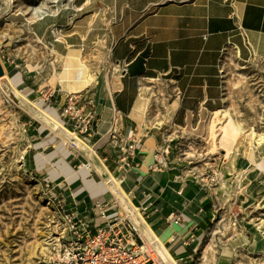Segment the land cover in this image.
<instances>
[{
	"label": "crops",
	"instance_id": "crops-1",
	"mask_svg": "<svg viewBox=\"0 0 264 264\" xmlns=\"http://www.w3.org/2000/svg\"><path fill=\"white\" fill-rule=\"evenodd\" d=\"M81 7V17L71 23L69 14L61 22V15L55 14L56 18L42 15L34 19L28 34L33 38L35 34V40L47 49L45 87L50 92L54 86L56 91L46 99L39 93L41 88L29 90L27 96L58 116L68 93L80 92L84 101L92 102L88 108L96 113L97 128L83 139L116 174L135 205L148 207L144 213L147 223L166 246H173L170 252L177 262L226 264L223 260L228 259L220 251L218 259L208 260L203 253L213 206L228 205L230 200L223 191L221 197L213 194L223 189L225 170L224 184L212 190L200 174L209 158L195 165V175L187 158L174 149L167 154L165 166L152 169L154 153L167 139L210 142L213 113L224 107L226 98L223 60L228 47L242 59L264 55V0H85ZM55 27L63 28L56 41L49 31L57 35ZM79 52L94 58L88 64L95 77L92 83L82 75L81 81L76 74L70 77L60 65L63 57L69 55L70 63ZM124 67L125 73L117 72ZM55 71L61 78L53 83L50 79ZM15 75L21 78L16 85L25 90V72L18 70ZM113 129L125 141L138 139V165L130 171L117 165V152L109 144ZM28 141L35 170L54 182L68 208H75L89 221L95 217L96 205L107 204L109 218L122 211L112 205L105 190L90 188V181L98 184L102 176L94 169L85 174L80 166L94 160L88 151L75 153L42 122L31 126ZM237 164L242 168L243 160ZM177 214L182 221L173 220ZM96 220L101 222L99 217Z\"/></svg>",
	"mask_w": 264,
	"mask_h": 264
},
{
	"label": "rangeland",
	"instance_id": "rangeland-1",
	"mask_svg": "<svg viewBox=\"0 0 264 264\" xmlns=\"http://www.w3.org/2000/svg\"><path fill=\"white\" fill-rule=\"evenodd\" d=\"M84 1L66 0L55 15H61V22L69 14L67 21L71 23L81 17V4ZM56 4L55 0H15L10 10L7 0H0V59L13 67L12 74L23 70L27 78L32 73L30 64L40 65L39 69L46 76L49 62L47 49L40 40H35V34L34 38L32 34L29 36L28 31H33L31 26L37 19H33L35 9H55ZM55 15L44 14L56 18ZM49 31L55 41L61 35H54L53 29ZM93 59L90 56L85 58L89 66L94 63ZM223 70L226 93L224 108L231 110L247 130L241 135L239 150L234 153L227 151L228 155L225 156L226 149L220 148L223 150L207 155L211 149L210 142L198 139H175L171 150L187 158L190 169L199 162L204 163L202 159L209 158L206 164L209 167L206 169L204 165L203 170H208V173L215 168L225 170V186L217 191L219 197L225 192V197L230 200L228 205H221L224 220L221 223L218 220L217 223L210 221L206 242H211L213 236L215 241L206 258L218 259L220 252L223 257L226 246L243 234L248 239L247 244L236 248L228 258L229 263L222 260L226 264H264V233H261L262 229L257 230L264 219V143L260 146L254 144L252 150H247V133L250 129L264 135V55L243 56L242 59L229 46L223 60ZM5 81L7 79L0 83V264H51L53 245L63 230L62 209L55 198V195L58 198L60 195L57 188L47 186L50 180H46L45 174L35 170L33 151L28 141L31 126L35 127L42 121L37 117L39 120H30V116H34L30 106L12 87L6 86ZM15 87L21 90L18 85ZM53 90L56 91L54 86ZM28 98L39 105L40 101L34 97ZM242 160L241 168L237 161ZM256 163L259 165L256 166ZM238 211L239 224L235 227L230 217ZM217 228H223L224 233L217 231L214 234ZM255 241L261 249H258V245L252 246ZM201 252L202 249V255Z\"/></svg>",
	"mask_w": 264,
	"mask_h": 264
},
{
	"label": "built area",
	"instance_id": "built-area-1",
	"mask_svg": "<svg viewBox=\"0 0 264 264\" xmlns=\"http://www.w3.org/2000/svg\"><path fill=\"white\" fill-rule=\"evenodd\" d=\"M56 29L58 35L63 32L62 27H57ZM117 72L125 73L126 68L117 69ZM49 90V87L44 86L39 93L46 99V97H50L55 92H48ZM91 104L92 102L83 100L80 92H72L67 94L66 102L58 111L59 117L64 121V124L81 138L93 135L96 132L97 116L93 109L88 108ZM53 132L55 133V131ZM173 141V139H167L165 144L155 151V161L152 169H160L167 164L166 156L170 153ZM137 142L138 139L135 137L128 138L125 141L116 129L111 131L109 144L117 152L115 157L119 169L127 172L138 165L135 160ZM67 145L73 148L75 153L80 151L82 153V150L77 147L69 143ZM192 169L195 170L192 173L196 175V167L193 166L190 170ZM220 172L223 173L221 168H215L210 173L203 170L200 174L213 190L220 186ZM201 180L204 181L203 179ZM47 186L57 187L52 181H47ZM213 194L216 197L218 191H213ZM55 198L58 199L59 207L62 209L63 230L53 245L50 257L51 264H169L161 255L156 244L150 243L146 239L139 223L130 211L122 209V211L109 218V206L107 204L106 206L96 205L95 217L89 221L82 217L75 208H68L57 195H55ZM147 210V206L139 205L135 209L143 216ZM221 211V205L213 206L212 222L218 220V223H221L224 220V212ZM98 217L101 222L96 220ZM239 217V211L233 213V215L231 214L232 226H238ZM182 219L181 214L173 217L175 222H180ZM220 233L223 234L222 232Z\"/></svg>",
	"mask_w": 264,
	"mask_h": 264
},
{
	"label": "bare ground",
	"instance_id": "bare-ground-1",
	"mask_svg": "<svg viewBox=\"0 0 264 264\" xmlns=\"http://www.w3.org/2000/svg\"><path fill=\"white\" fill-rule=\"evenodd\" d=\"M66 0H55L57 3L54 5L55 9H50L48 7H42L37 8L33 11V19L34 18H40L42 15L46 14H56L61 10V7L65 5ZM8 7L10 10H12V7L14 5L15 0H7ZM28 14V12H26ZM68 56L63 57L62 63L60 64L62 67H64V71L68 73V75L74 76L76 79H79L81 81V75L85 78V81L88 83H92L95 81V77L93 74H91L89 70V66L86 63L85 57L81 52H79L76 56H74V60H72L70 63H68L67 59ZM3 68L5 70V73L2 77H0V83L2 80L7 79V81L4 82L6 86L12 87L15 91V93L22 97L25 101V104L29 105L31 108V111L33 112V115L37 118H39L43 125L48 127L50 130L55 131V135H60L63 139L64 145L69 143L70 145L77 147L78 149L84 151H88L90 156L94 158V160H85L84 162H81L80 166L84 168V173L86 174L88 171H91L94 169L99 173V175L102 176V180L100 183H95L90 181V188L93 190V192H96L97 189H100L101 191L105 190L107 192V196L110 198V200L114 201L116 205L120 206L122 209H125L127 211H130L136 221L139 223L140 228L142 232L144 233L146 239L150 243L156 244L158 247L161 255L168 261L169 264H179L176 260V257L170 252V248L173 246H166L165 242H163L159 236L155 234L152 227L147 223V220L145 217L135 211L137 205L132 201L130 195L127 193L126 189L121 185V182L118 180V178L109 170L107 165L97 156L95 153L93 147L89 146L83 138H81L77 133L70 130L66 124H64V121L56 115V113H53L51 110L47 111L42 108V104L39 103L35 104L32 102L28 96L27 92L29 90H35L40 89L43 86L47 85V79L42 74V71L39 69L40 65H30L29 68L31 69L32 73L25 78V83L27 84V88L23 91L19 90L15 87V85L21 81V78L19 76H12L13 67L10 64L5 63L1 59ZM71 67H77L76 72H72ZM61 78L60 73H57L56 71L53 73L50 81L55 83L58 82ZM247 130H245L244 126L236 119L233 112L229 109H225L224 107L217 109L214 111L211 123H210V144H211V153L217 152L220 148L226 149L228 152L230 151H238L239 150V142L241 139V135L245 134ZM247 136L249 137L248 140V148L247 150H252L254 144H258L259 146L264 143V135L258 134L255 129H250V132L247 133ZM223 146V147H222ZM256 166L259 165V163L255 164ZM83 171V170H82ZM72 173V172H71ZM75 176L74 174H72ZM220 179H221V185L224 184V174L222 172L219 173ZM225 186V185H224ZM264 207V205L262 206ZM259 227L257 230L262 229L261 233H264V219L260 221L258 224ZM217 231H220L224 233V229H218ZM214 231V234L217 232ZM263 231V232H262ZM211 242H207L205 247L203 248L204 256H208V253L211 248H213V242L215 241V237L213 236ZM248 239L243 234L238 236L237 239H235L232 243H230L228 246H226L224 251V258L228 259L230 256H232L233 252L236 250V247L238 245H245L247 244ZM258 243L255 241V243L252 246H257ZM258 249H261L260 244L258 245Z\"/></svg>",
	"mask_w": 264,
	"mask_h": 264
},
{
	"label": "water",
	"instance_id": "water-1",
	"mask_svg": "<svg viewBox=\"0 0 264 264\" xmlns=\"http://www.w3.org/2000/svg\"><path fill=\"white\" fill-rule=\"evenodd\" d=\"M5 73V70L3 68V65H2V62H1V59H0V77H2Z\"/></svg>",
	"mask_w": 264,
	"mask_h": 264
}]
</instances>
